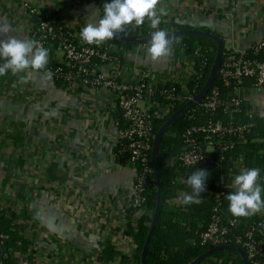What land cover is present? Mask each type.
Instances as JSON below:
<instances>
[{"label": "crops", "instance_id": "crops-1", "mask_svg": "<svg viewBox=\"0 0 264 264\" xmlns=\"http://www.w3.org/2000/svg\"><path fill=\"white\" fill-rule=\"evenodd\" d=\"M104 2L0 0V22L10 25L8 36L30 39L32 20L23 7L27 4L80 39L81 28L95 21ZM159 7L168 13L161 17L160 29L211 32L223 40L224 52L248 51L264 41V0H159ZM2 39L6 37L0 34ZM119 51L126 81L148 71L185 85L194 68L182 51L159 61L149 59L143 45ZM20 75H28V83L21 84L10 72L0 76V217L11 220L32 244L23 248L18 242L10 248L14 264H136L137 246L130 245L127 231L136 229L145 212L131 209L120 219L103 211L90 218L77 216L81 210L94 212L103 198L114 197L110 204L121 217L132 198L134 167L110 164L119 124L112 95L52 78L43 81L39 73ZM233 94L255 116H264V87L254 89L247 80ZM236 175L230 179L232 191ZM106 246L117 256L103 262L99 257Z\"/></svg>", "mask_w": 264, "mask_h": 264}, {"label": "built area", "instance_id": "built-area-1", "mask_svg": "<svg viewBox=\"0 0 264 264\" xmlns=\"http://www.w3.org/2000/svg\"><path fill=\"white\" fill-rule=\"evenodd\" d=\"M23 7L32 20L30 39H36L43 47L51 43L56 46L54 56H57V66L47 65V70L53 73L52 79L58 83L74 84L79 89L104 90L112 95L116 109L121 113L123 127H118L117 152L112 153L110 164L112 168L134 167L132 198L126 204L123 215L120 214L121 217L117 208H112L114 197L103 198L94 212L90 209L81 210L77 212V216L79 219L84 216L90 218L103 211L120 219L131 209L146 213L144 194L154 181L150 179L154 173L150 163L156 135L155 123L169 118L178 105L183 102L186 104L194 98L198 83L203 78L207 58L201 53L189 56L182 51V56H189L193 61L194 68L188 81L194 82L193 88H189L188 83L180 85L148 71H143L135 81H126L122 74V53L109 41L89 45L76 39L68 29L54 22L37 7L27 4ZM33 20L37 22L34 23ZM135 31L136 26H133V32ZM133 36L142 35L138 33ZM263 55L264 41L253 45L248 51L223 53L216 80L209 91L199 103L186 110L187 120L196 119V123L186 127L182 134V147L169 161V166H176L182 172L199 166H220L228 159L231 161L227 180L220 176L216 182L219 190L214 192L205 187V191L200 193L201 201L210 200L213 206L208 224L198 235V242L200 246L209 249L219 246L240 248L249 264H264V219L260 213L257 220L242 229L240 220L224 212L221 198L230 187L232 175L238 174L241 168H246L242 158L234 160L228 154L237 142L246 143L247 134L254 127L250 122L238 124L234 121L235 115L241 112L243 101L233 91L242 87L247 80L251 81L254 89L264 87ZM223 91L226 93L223 94ZM248 114L252 119L255 117L250 109ZM124 156H128V162L122 166L118 160ZM177 177L179 183L188 186L182 182L187 177ZM185 192L190 193L191 189L178 191L177 196L167 203L183 206L180 197ZM0 239L6 240L7 236L0 235ZM128 241L132 247L137 246L132 237ZM30 249L37 251L36 246H31Z\"/></svg>", "mask_w": 264, "mask_h": 264}, {"label": "trees", "instance_id": "trees-1", "mask_svg": "<svg viewBox=\"0 0 264 264\" xmlns=\"http://www.w3.org/2000/svg\"><path fill=\"white\" fill-rule=\"evenodd\" d=\"M33 22L36 23L37 20H33ZM146 24L147 23L145 22L143 25L136 26L135 32H133V26L128 25L125 27V32L122 34L133 36L139 33L142 36H147L153 30H149ZM165 29L168 32L171 31L169 27H166ZM176 37L182 39V44L174 46L175 52L184 51L185 54L189 56H195L197 53H201L207 58V65L203 72V78L199 81L196 88L197 90L195 94H197L204 86L209 76V72L216 55L217 45L211 39L193 35H181ZM110 42L118 50L122 49L124 51L138 45H144L133 42H122L117 38L110 40ZM211 46L212 49H210ZM55 47L54 43L45 46V48L49 49L48 65L51 67L57 66V62L54 59ZM195 59L196 65H198V58L196 57ZM188 87L193 88L194 82H189ZM225 93L226 92L223 91V94ZM184 104L185 102L178 105L170 117ZM116 112V116L119 121L118 127H123L121 113L119 111ZM248 113L249 106L247 103L242 102L241 112L235 115L234 121L238 124H246L250 122L254 124V127L247 134L246 143L237 142L234 149L230 152V154H228V156L234 160L242 158L246 168H259L260 181L258 183L261 186H264V116H255L252 119ZM169 118L155 123V134ZM195 123L196 119L193 121L187 120L186 111H184V113L170 125L161 141L157 155V166L160 173V184L162 187V205L146 253V264H190L196 258L209 250V248L199 245L198 235L206 227L210 220L213 202L206 200L201 201L200 203L183 206L167 203L168 200L174 199L177 196L178 191L189 190L188 186H185L176 180L178 175L180 177H188L197 169L205 170L208 173L205 181V187L208 190L216 192L219 190V187L216 185L219 177L222 176L224 180H227L229 171L231 170V161L229 159L220 166H199L186 172H182L176 166H169L168 163L170 159L174 157L177 151L182 147V134L184 133L186 127ZM118 162L122 166L127 165L128 156L121 157ZM164 164L165 167H163ZM166 164L169 167H167ZM135 168L138 169L137 166H135ZM150 179H153L154 181L150 183L144 194L146 214L138 219L135 230L129 229V231H127V233L133 237L137 245L135 256L136 264H140L142 248L148 234L156 204L157 190L154 173H152ZM229 192H232L230 187L224 191V195L221 198L223 202V210L228 216L240 220L242 229H244L247 224L257 220L259 215L257 214L247 218L233 217L228 212V201L225 198ZM262 198H264V193H262ZM261 216L264 219V212L261 213ZM17 231V228L15 229L12 225L11 220L0 217V235L7 236L6 240L2 241L0 239V264H14L9 251L10 248L14 247L18 242L21 243L23 248L32 245L31 242H28L20 236ZM5 255H7L6 258ZM116 256L117 252L114 248L112 246H106L101 251L99 260L108 262L112 261ZM213 260H216V262H213ZM218 261L220 262L219 264H243L241 257L232 252L218 253L208 258L201 264H218Z\"/></svg>", "mask_w": 264, "mask_h": 264}, {"label": "clouds", "instance_id": "clouds-1", "mask_svg": "<svg viewBox=\"0 0 264 264\" xmlns=\"http://www.w3.org/2000/svg\"><path fill=\"white\" fill-rule=\"evenodd\" d=\"M159 0H105L101 9H97L98 17L94 22L81 28L79 38L91 45L115 39L125 32L128 25L140 26L145 19L150 22V39L145 45L149 59L159 61L174 54V46L182 44V39L172 37L166 29H160L161 17L168 13L163 7L158 8ZM134 22V24H133ZM12 31L7 23L0 22V34L6 39L0 40V76L11 73L19 77L21 84L28 83V75L21 73H39L43 81H50L53 73L47 70L49 49L43 47L36 39H17L7 34ZM208 173L205 170L193 171L183 183L191 192H185L180 200L183 205L200 203V193L205 191ZM259 168H241L233 179L234 191L226 195L228 212L233 217H251L264 212V186L258 181Z\"/></svg>", "mask_w": 264, "mask_h": 264}, {"label": "water", "instance_id": "water-1", "mask_svg": "<svg viewBox=\"0 0 264 264\" xmlns=\"http://www.w3.org/2000/svg\"><path fill=\"white\" fill-rule=\"evenodd\" d=\"M170 36L176 37V36H181V35H193V36H198V37H203L207 39L213 40L216 45H217V50H216V55L213 61V64L211 66L209 76L204 84V86L199 90V92L194 96V98L184 104L181 108H179L157 131L154 140H153V146H152V151H151V167L154 172L155 176V183H156V190H157V196H156V204H155V209L152 215L150 227L148 230V234L145 240V243L142 248L141 252V258H140V264H146V253L149 247L150 239L153 234L156 222L158 220L159 216V211L162 205V187L160 184V173L159 169L157 166V155H158V150L161 144V141L166 134L168 128L170 127L171 124H173L176 119L181 116L184 111H186L188 108H191L195 106L197 103H199L207 94L209 91L210 87L216 80L218 70L223 58V53H224V43L223 40L218 37L217 35L212 34L211 32L208 31H202L198 29H178L174 31L168 32ZM122 42H130V43H139V44H144L148 43L150 39V35L147 36H128L124 34H120L119 36L116 37ZM222 252H232L236 253L241 257L242 263L243 264H249L246 255L244 252L237 247L234 246H219L215 247L212 249L207 250L205 253H203L201 256L196 258L194 261H192L190 264H201L208 258Z\"/></svg>", "mask_w": 264, "mask_h": 264}]
</instances>
